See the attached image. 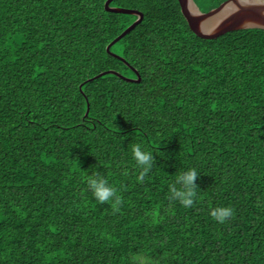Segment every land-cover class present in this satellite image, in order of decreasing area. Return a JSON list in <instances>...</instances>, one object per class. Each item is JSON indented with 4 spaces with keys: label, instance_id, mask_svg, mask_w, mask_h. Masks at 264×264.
<instances>
[{
    "label": "trees",
    "instance_id": "trees-1",
    "mask_svg": "<svg viewBox=\"0 0 264 264\" xmlns=\"http://www.w3.org/2000/svg\"><path fill=\"white\" fill-rule=\"evenodd\" d=\"M106 1L0 0V264H264V29L205 39L179 0H114L144 13L111 48L142 80L87 81L137 78L107 51L137 16Z\"/></svg>",
    "mask_w": 264,
    "mask_h": 264
},
{
    "label": "water",
    "instance_id": "water-1",
    "mask_svg": "<svg viewBox=\"0 0 264 264\" xmlns=\"http://www.w3.org/2000/svg\"><path fill=\"white\" fill-rule=\"evenodd\" d=\"M113 1L107 0L105 2L107 10L136 15L137 19L107 46V51L114 57L124 61L136 73L137 78L128 77L117 70L110 69L89 78L87 81L111 73L129 82H140L142 76L139 70L123 56L113 52L111 48L143 21L144 13L135 8L112 6ZM179 3L192 31L205 39H215L235 30L264 29V0H225L209 11H203L196 0H179ZM89 107L88 104L87 114Z\"/></svg>",
    "mask_w": 264,
    "mask_h": 264
},
{
    "label": "clouds",
    "instance_id": "clouds-1",
    "mask_svg": "<svg viewBox=\"0 0 264 264\" xmlns=\"http://www.w3.org/2000/svg\"><path fill=\"white\" fill-rule=\"evenodd\" d=\"M132 154L137 165L142 167L145 172L148 171L153 161L152 153L144 150L141 145L137 144L132 147ZM197 178L198 174L195 169H189L180 174L176 183L181 185V187L179 189L176 187L171 188L172 198L180 200L185 207L191 206L196 195L193 189L196 185ZM88 183L93 190L96 200L101 203L109 201L115 195L114 187L103 177L98 179L90 177ZM231 215V208L220 207L212 211V216L220 223H224Z\"/></svg>",
    "mask_w": 264,
    "mask_h": 264
}]
</instances>
